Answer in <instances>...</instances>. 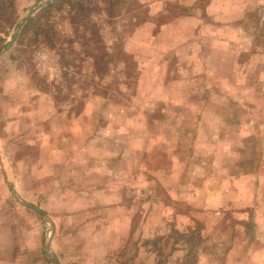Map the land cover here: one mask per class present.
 Returning a JSON list of instances; mask_svg holds the SVG:
<instances>
[{"label":"rangeland","instance_id":"rangeland-1","mask_svg":"<svg viewBox=\"0 0 264 264\" xmlns=\"http://www.w3.org/2000/svg\"><path fill=\"white\" fill-rule=\"evenodd\" d=\"M62 1L0 55V264H264V0Z\"/></svg>","mask_w":264,"mask_h":264},{"label":"water","instance_id":"water-1","mask_svg":"<svg viewBox=\"0 0 264 264\" xmlns=\"http://www.w3.org/2000/svg\"><path fill=\"white\" fill-rule=\"evenodd\" d=\"M46 2L49 1H55V0H43L38 2L36 5H34L28 12V14L26 16H24L16 25L13 36L11 38L10 41H8L4 46L0 47V55H2L4 52L8 51L12 45L15 43V41L18 38L19 32L21 31V29L23 28L24 24L28 21V19L33 15L34 12L38 11L39 9H41L44 4ZM12 192L15 194L17 200L25 207L30 208L31 210L43 215L46 220L51 224L53 232H52V236H54L56 229L54 226V223L52 222V220L49 218L48 214L40 207L26 201L24 198L20 197L13 186H11ZM52 239L49 241V243L47 244V251H46V256L47 258L51 261L52 264H61V261L58 257V255L52 250Z\"/></svg>","mask_w":264,"mask_h":264},{"label":"crops","instance_id":"crops-1","mask_svg":"<svg viewBox=\"0 0 264 264\" xmlns=\"http://www.w3.org/2000/svg\"><path fill=\"white\" fill-rule=\"evenodd\" d=\"M218 2H220L219 0H211V2H210V4L207 6V12H212V14H216V13H219V11H220V8H219V3ZM214 7H215V9H214ZM228 7V6H227ZM215 12V13H214ZM215 22L216 21H213L212 22V24L210 23L209 25L210 26H212L213 24H214V26L216 25L215 24ZM220 24V23H219ZM207 25V24H206ZM220 26L221 27H223L222 25H218V26H216L217 28H220ZM231 26V25H230ZM229 25H227V27H230ZM234 26H235V24H234ZM236 26H237V24H236ZM235 26V27H236ZM207 41H210V42H212L211 40H207ZM216 45H215V50H216V56H218V55H221L222 54V51H224V48L226 47V46H230V45H227L226 44V42L224 41V40H222V39H220V40H218V41H216ZM204 48H205V46H207V45H205V43H204ZM235 46V45H234ZM237 46V45H236ZM249 46V47H248ZM248 46H245V50H249L250 49V46H251V44L250 45H248ZM236 48V47H235ZM241 49V48H240ZM205 50H206V48H205ZM226 50V49H225ZM232 50L234 51V54L233 55H236L237 54V52L239 51H235L234 50V48H232ZM208 52V51H207ZM202 53V51H200V53L199 54H201ZM205 53H206V51H205ZM203 55V54H202ZM205 56H211V55H205ZM204 56V57H205ZM6 260H7V258H6ZM1 263H3L4 264V262H1ZM42 262H39L38 264H41ZM42 264H44V263H42Z\"/></svg>","mask_w":264,"mask_h":264},{"label":"trees","instance_id":"trees-1","mask_svg":"<svg viewBox=\"0 0 264 264\" xmlns=\"http://www.w3.org/2000/svg\"><path fill=\"white\" fill-rule=\"evenodd\" d=\"M65 0H63L62 2H64ZM56 3L55 4H51L49 6V9L53 7H55ZM15 6V3H14V0H0V33H1V26L2 24H5L7 25L9 20H10V14L9 15H6L4 16V14L2 13L3 9L5 8L6 10H9V9H12L14 8ZM84 10H87V9H84ZM110 15V13H108ZM12 25V23H10ZM26 30H27V27L24 28V33H26ZM23 33V32H22Z\"/></svg>","mask_w":264,"mask_h":264}]
</instances>
